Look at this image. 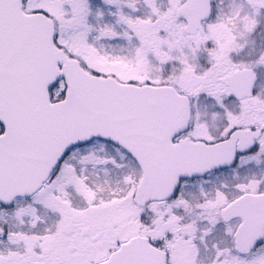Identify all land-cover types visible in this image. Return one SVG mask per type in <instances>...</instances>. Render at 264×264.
<instances>
[{
  "label": "snow or ice",
  "instance_id": "obj_1",
  "mask_svg": "<svg viewBox=\"0 0 264 264\" xmlns=\"http://www.w3.org/2000/svg\"><path fill=\"white\" fill-rule=\"evenodd\" d=\"M0 264H264V0H0Z\"/></svg>",
  "mask_w": 264,
  "mask_h": 264
}]
</instances>
